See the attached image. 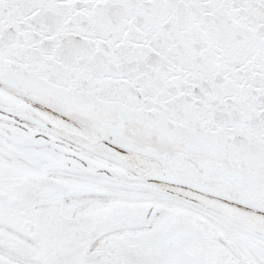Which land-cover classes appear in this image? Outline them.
Segmentation results:
<instances>
[{
  "label": "snow or ice",
  "instance_id": "snow-or-ice-1",
  "mask_svg": "<svg viewBox=\"0 0 264 264\" xmlns=\"http://www.w3.org/2000/svg\"><path fill=\"white\" fill-rule=\"evenodd\" d=\"M0 264H264V0H0Z\"/></svg>",
  "mask_w": 264,
  "mask_h": 264
}]
</instances>
